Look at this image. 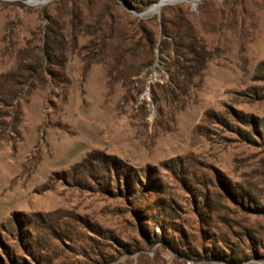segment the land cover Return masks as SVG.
Listing matches in <instances>:
<instances>
[{
	"label": "rangeland",
	"instance_id": "rangeland-1",
	"mask_svg": "<svg viewBox=\"0 0 264 264\" xmlns=\"http://www.w3.org/2000/svg\"><path fill=\"white\" fill-rule=\"evenodd\" d=\"M59 28L0 142V264H264V0H0V75ZM194 40L201 81L157 122Z\"/></svg>",
	"mask_w": 264,
	"mask_h": 264
},
{
	"label": "trees",
	"instance_id": "trees-1",
	"mask_svg": "<svg viewBox=\"0 0 264 264\" xmlns=\"http://www.w3.org/2000/svg\"><path fill=\"white\" fill-rule=\"evenodd\" d=\"M53 30L47 33L44 45L39 49L40 57H29L27 61L19 63L15 70L0 75V142L14 143L21 138L20 124L23 119L21 103L28 100L38 84L46 79L47 74L52 81L57 78L53 64L54 56L61 52L63 47L58 36L62 29H57V33ZM184 50L175 44L172 62L168 67V80L156 82L150 87L153 104L157 109V122L163 120L167 106L184 105L191 90L201 81L211 56L210 51L195 40ZM161 52H164L163 49ZM125 87L127 91L124 99L129 101V98H132L133 87L129 82L125 83ZM143 90H139L138 94L143 93ZM261 127H264V122L261 123Z\"/></svg>",
	"mask_w": 264,
	"mask_h": 264
},
{
	"label": "bare ground",
	"instance_id": "bare-ground-1",
	"mask_svg": "<svg viewBox=\"0 0 264 264\" xmlns=\"http://www.w3.org/2000/svg\"><path fill=\"white\" fill-rule=\"evenodd\" d=\"M159 8V7H158ZM156 10H157V8H156Z\"/></svg>",
	"mask_w": 264,
	"mask_h": 264
}]
</instances>
